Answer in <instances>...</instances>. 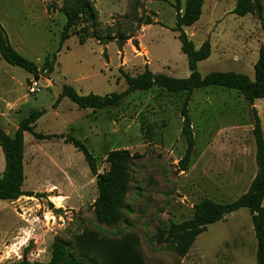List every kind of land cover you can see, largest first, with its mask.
<instances>
[{
	"label": "rangeland",
	"instance_id": "1",
	"mask_svg": "<svg viewBox=\"0 0 264 264\" xmlns=\"http://www.w3.org/2000/svg\"><path fill=\"white\" fill-rule=\"evenodd\" d=\"M238 1L204 0L200 20L185 28L197 49L211 44L210 58L198 67L204 76L222 71L255 78L264 44V0H248L250 10L243 16L234 13ZM89 2L94 19L73 28L60 50L67 22L61 9L71 0H0L1 23L20 54L41 68L48 55L60 50L54 72L42 74L36 94L29 92L34 77L0 55L1 127L13 137L23 119L44 111L35 131L82 141L96 158L98 172L95 176L84 155L65 139L25 134L23 189L33 197L0 201V264L47 263L58 241L72 258L84 261L111 254L112 264H204V243L215 264L227 259L239 264L236 236L253 225L247 209L208 226L186 252L180 235L170 231L192 218L203 200L230 204L249 190L257 174L252 109L258 110L264 129V99L251 106L235 90L194 91L188 110L196 145L187 165L182 163L187 92L153 88L98 111L79 109L67 98L59 101L64 86L82 95L121 93L127 88L122 72L136 76L149 68L178 79L190 75L173 31V0ZM114 151L130 154L128 180L117 220L106 223L96 206L98 180L109 174L107 157ZM4 167L0 149V175ZM256 257L254 237V257L244 259L256 264Z\"/></svg>",
	"mask_w": 264,
	"mask_h": 264
},
{
	"label": "trees",
	"instance_id": "2",
	"mask_svg": "<svg viewBox=\"0 0 264 264\" xmlns=\"http://www.w3.org/2000/svg\"><path fill=\"white\" fill-rule=\"evenodd\" d=\"M173 1L177 12L176 27L173 31L178 33L181 50L187 57L190 71L189 77L178 79L165 73H154L149 68H146L143 73L136 76L122 72L127 88L121 93L115 92L105 96L96 94L82 95L75 88L64 86L59 101L67 98L77 105L79 109L98 111L116 108L128 96L136 92H148L153 88H162L172 93L187 92V99L182 109L184 118L182 134L187 142V150L182 163L187 165L191 161L196 145L188 110L190 96L196 90L220 87L241 93L251 106H254L256 101L264 99V44L260 51L259 60L255 65L254 80L245 74L236 72L215 71L204 76L199 72L198 67L201 62L210 58L212 53L211 44L207 41L200 49H197L194 42L189 39L185 32L186 27L193 26L200 20L203 13L204 0H187L185 4H183L182 0ZM90 9L89 0H71L70 4H64L61 11L67 18V22L61 33L60 50L70 38L73 28L81 23L82 20H86V18L94 19L95 14H89ZM249 10L250 2L248 0H239L234 13L243 16ZM83 34L88 35V31L85 29ZM60 50L48 55L40 68L13 47L0 20L1 57L10 66L26 71L34 79H40L43 73L50 75L54 72L57 55ZM252 111L257 174L249 190L234 202L219 204L211 200H203L195 206L192 218L177 226H172L170 232L180 235L184 252L194 244L197 237L207 231L208 226L221 222L225 217L237 213L241 209H247L252 217L257 239L256 264H264V129L258 110L253 107ZM44 113V111H33L20 122L18 130L13 137L8 135L0 125V148L5 158V169L0 175V201L15 202L24 196L33 197L32 193H26L23 189L26 179L25 134L27 133L37 140H49L54 137L65 139L67 144L73 145L84 155L91 172L98 176L97 160L82 141L71 136L43 135L35 131L36 124ZM129 158L130 154L127 151H114L107 157V161L111 164V170L107 176H102L98 180L99 198L96 202L98 215L103 222L113 223L117 220L120 196L125 191L128 180L127 165ZM101 258V255L98 256V260L91 259L90 261L72 258L67 253L65 244L58 241L53 245V255L49 262H30L27 259H23L16 264H112L111 254L104 257L102 261ZM116 264H120V262ZM129 264L133 263L129 262Z\"/></svg>",
	"mask_w": 264,
	"mask_h": 264
},
{
	"label": "crops",
	"instance_id": "3",
	"mask_svg": "<svg viewBox=\"0 0 264 264\" xmlns=\"http://www.w3.org/2000/svg\"><path fill=\"white\" fill-rule=\"evenodd\" d=\"M4 27V26H3ZM1 79V78H0ZM1 149V148H0ZM5 169V167H4ZM10 203H15V202H10ZM263 206H264V201H263ZM236 214V213H234ZM233 214V215H234ZM252 221V217L250 215L249 217ZM253 224V223H252ZM240 235H237L236 236V241H239L240 242V246H241V252H240V255H241V259H240V262L239 264H247L246 261L247 259L245 260L244 259V256H246L247 258H250L251 257H254V237H255V232H254V226L252 225L249 229H248V233L247 234H244V232H242V230L240 229ZM202 235V234H201ZM200 235V236H201ZM256 238V237H255ZM257 240V239H256ZM204 244V243H203ZM201 244V254L205 255L207 258H205V263L204 264H215V262L209 257V254L207 253L208 250L206 247H204V245ZM226 244H228V242H226ZM249 249V250H248ZM248 250V251H247ZM216 264H235V262H233L232 259H227L225 260L224 262H217ZM237 264V262H236Z\"/></svg>",
	"mask_w": 264,
	"mask_h": 264
},
{
	"label": "built area",
	"instance_id": "4",
	"mask_svg": "<svg viewBox=\"0 0 264 264\" xmlns=\"http://www.w3.org/2000/svg\"><path fill=\"white\" fill-rule=\"evenodd\" d=\"M40 79H33L30 87H29V92L30 94H36L40 91Z\"/></svg>",
	"mask_w": 264,
	"mask_h": 264
},
{
	"label": "water",
	"instance_id": "5",
	"mask_svg": "<svg viewBox=\"0 0 264 264\" xmlns=\"http://www.w3.org/2000/svg\"><path fill=\"white\" fill-rule=\"evenodd\" d=\"M56 211V210H55Z\"/></svg>",
	"mask_w": 264,
	"mask_h": 264
}]
</instances>
